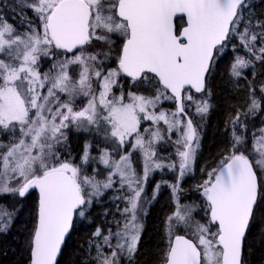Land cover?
<instances>
[{"label":"snow or ice","instance_id":"1","mask_svg":"<svg viewBox=\"0 0 264 264\" xmlns=\"http://www.w3.org/2000/svg\"><path fill=\"white\" fill-rule=\"evenodd\" d=\"M16 7L22 15L31 10L39 24L29 21L27 31L20 33L0 15V132L12 136L9 143L0 142V194L25 197L38 190L29 264H58L74 217H83L91 197L100 192V183L82 174V164L89 161L88 146L81 165L61 159L56 150L67 139L69 125L85 130L95 126L119 145L133 138L131 147L143 153L142 178L132 168L130 154L112 160L105 151L99 157L111 170L102 187H112L118 175L121 188L126 185L130 195L123 197V225L118 220L115 231L97 228L93 233L97 239L90 248L96 255L90 264H122L124 259L131 264L143 234V183L150 166L162 167L154 160L153 146L164 137L159 127L142 132L141 122H163L169 133H180L176 143L182 148V179L199 147L198 127L192 118H183L184 100L196 105L197 114L208 112V101H197L191 90L211 94L207 77L229 43L250 57L237 53L231 76L240 77L254 61L264 64V16L254 14L249 0H18ZM59 56L64 58L48 72L41 71V58ZM122 77L134 87L147 85L145 90L152 89V94L125 93ZM77 96L87 98L78 110ZM162 99L175 100L176 111H157ZM260 110L253 90L248 111ZM232 123L229 155L197 188L203 203L182 204L179 183L171 186L175 206L165 221L163 264H247L246 236L258 200L264 204V186L254 170L264 172V128L254 136L252 151L259 158L253 161L241 151L246 141L235 130L239 112ZM197 208L204 213L199 220ZM11 219V212L0 209V232L8 230Z\"/></svg>","mask_w":264,"mask_h":264},{"label":"trees","instance_id":"2","mask_svg":"<svg viewBox=\"0 0 264 264\" xmlns=\"http://www.w3.org/2000/svg\"><path fill=\"white\" fill-rule=\"evenodd\" d=\"M17 3L18 0H3L0 3V8L8 22L14 24L17 30L23 33L27 31L29 21L33 26H37L39 21L31 10L25 9L22 15L20 9L16 7ZM249 3L255 6L253 12L256 16H264V0H249ZM237 53L246 59L250 58L242 48L233 49L231 43L217 57L215 66L206 82L208 89H210V95L207 92L197 94L191 91L197 101L206 99L210 104L206 114L203 116L197 114L196 105L191 101L184 100L187 116L183 118H192L194 125L198 127L199 147L196 150L191 170L182 178L180 184L181 191L178 195L181 203H195L196 205L203 203V197L197 188L208 178V172L216 168L223 157L229 155L232 149L234 127L232 121L238 112L240 113V124L235 126V130L237 134H242L246 141L241 151L249 155L253 161L259 158L252 151V145L254 136H258L259 130L264 128V92H261V87L264 86V64L254 61L249 69L242 71L240 77L231 76L229 68ZM63 58V56L41 58V63L44 67L47 66L48 72L57 59ZM109 66L115 67V64L109 61ZM226 69L228 70L226 71ZM119 83L125 93L135 91L143 95L152 94V89L145 90L147 85L134 87L133 82L127 77H122ZM253 90L255 98L261 103V110L249 112L248 108ZM61 99H65V97L62 96ZM82 99V96L75 98L74 107L76 109L79 108ZM158 105L161 107L169 106L170 112H175L177 107L175 100L168 99H162ZM159 106H157V111H160ZM161 110L166 111L165 109ZM144 125L151 126L153 130L159 127V125H153L151 121H142V132ZM69 130H74V128H69ZM65 133H69V131ZM98 134L105 137L103 132L84 130L82 133H76L72 131L66 141L62 142V150H56L61 159L68 160L71 158V161L81 165L83 144L89 143L88 146L91 147L88 150L89 161L87 164H82V174L89 175L92 172L97 182H99L101 174L108 175L111 171L99 159L105 151L110 153L114 159L130 154L137 176H142L143 157L138 149L127 148L123 151L117 149L115 153H112L113 146L106 149L105 146L104 149L102 147L94 149L100 143L105 144ZM145 135L147 134L145 133ZM168 138L171 140L170 136ZM11 140L10 133L0 132V142L7 144ZM161 145H163L162 142L153 147L158 151ZM178 148L182 150L179 145L171 149L167 148V151L162 155L156 156V160H161L163 157L164 166L161 173H154L146 182L142 196L144 211L140 217L143 224V234L138 252L133 257L131 264H163L168 242L165 221L174 209L171 186L181 180L178 179L180 161ZM98 149L102 151H98ZM172 164H176L177 167H170ZM255 170L259 183L264 186V172L258 168ZM113 181L110 189L91 197V203L87 206V211L83 217L76 216L73 230L62 250L58 264H90L91 259L96 255L95 249L90 248V242L97 239L93 237L96 229L100 228L104 233H107L109 228L115 231V221L118 220L121 222V226L123 225L121 212L127 203L123 197L130 195V193L126 186L121 188L120 180L116 176L113 177ZM154 193L155 196L153 197ZM37 204L38 194L32 190L25 197H19L15 194H0V209L12 213L10 227L6 232H0V264H29V244L31 232L35 225ZM197 211L199 215L196 216V219L199 220L204 217V213L199 208ZM262 233H264V204L258 200L254 220L245 240L243 259L247 261V264H264V235ZM179 234L184 233L180 232ZM122 264H129V262L124 259Z\"/></svg>","mask_w":264,"mask_h":264},{"label":"rangeland","instance_id":"3","mask_svg":"<svg viewBox=\"0 0 264 264\" xmlns=\"http://www.w3.org/2000/svg\"><path fill=\"white\" fill-rule=\"evenodd\" d=\"M0 15H4L3 12H2V10H1V8H0ZM233 49H234V48H233ZM250 66H251V65H250ZM250 66H249V67H250ZM249 67H248V68H245V69H242L241 72H242V71H246L247 69H249ZM40 69H41L42 72H47V66L44 67L43 64L41 63V61H40ZM227 70H228V69H226V71H227ZM113 91L116 92L117 89H116V91H115V89H114ZM117 94H119L118 91H117ZM86 102H87V98L83 97L82 102H81V104L79 105V108H82V107L86 104ZM74 106H75V105H74ZM158 106H159V105H158ZM159 107H160V111H163V110H161V109H165L166 111L169 112V114L173 113L172 111L170 112L169 106H168V107H161V106H159ZM79 108H78V109H79ZM78 109H77V110H78ZM166 111H164V112H166ZM166 113H167V112H166ZM72 126H73V127H72ZM69 128H74V130H69ZM143 129H150V130H153L152 127H151V126H148V125H144V126H143ZM159 129H160L161 134L163 135L164 138H163L162 140H160L159 142L154 143V147L158 146L161 142L163 143V145H161V146L159 147V150H158V151H157L156 149H154L155 152H156V156H158V155H159V156L162 155L164 152L167 151V148H168V149H171V148H173V147L179 146V145L176 143V141H177V140L179 139V137H180V134H179L178 131L173 130L171 133H169V132L167 131V125H164L163 122H161V123L159 124ZM84 130H85V129H83V128H77V127H75L74 125H69V127H68L67 129H65V132H66V131H69V133H72V131H74V132H76V133H82ZM85 131H96V129H95V126H91L90 129L85 130ZM69 133H65L67 138H68ZM101 133H102V132H101ZM98 135L102 138L101 140H103L105 144L100 143V145L97 146V147H94V149H96V148H100V147H102V148L104 149V146H105V149H106V148H109V147H112V146H113L112 153H115V152L117 151V149L120 150V151H123V150H125V149H127V148L133 149V148L131 147V145L134 144V139L132 140V138H127L126 143H125L124 145H119L118 142H114L111 138H105V137H103V135H101V134H98ZM168 136H170L171 140L168 138ZM65 141H66V140H63L62 142H65ZM62 142H61L60 144L56 145V149H61V150H62ZM88 144H89V143H85V144H83V150H82L81 153L84 154L85 147L88 146ZM117 145H118L119 147H117V148L114 147V146H117ZM90 149H91V147L88 146V150H90ZM138 150H139V149H138ZM98 151H102V150L98 149ZM131 151H132V150H131ZM139 151H140V150H139ZM140 152H141V154H142V157H143V164H144V166H143V173H142V176L140 177V178H142L143 175H144L145 159H144V156H143L142 151H140ZM120 153H121V152H120ZM68 155H69V154H68ZM109 155H110V157L112 158V160H119V158H120V157H119L118 159H114V158L111 156L110 153H109ZM82 156H83V155H81V157H82ZM156 156L154 157L155 162H156V163H160V164L162 165V167H161V168H155L154 165H153V166H150V170H149V173H148V176H147V180H148V179H149L154 173H161L162 170H163V166H164V163H163V157H161V160H156ZM68 160H71V158H69ZM130 161H131L132 168L134 169V167H133V162H132V160H131V157H130ZM109 173H110V172H109ZM109 173H108V175H107V174H101V175L99 176L100 180H98V181H99V183H100V185H101V187H100V188H101V189H100V193H102L104 190H106L105 188L102 187V185H103V183H105V182L107 181V178H108V176H109ZM186 174H187V173H186ZM186 174H185L183 177H185ZM84 175H87V174L85 173ZM88 176H90V177H94V175L92 174V172H90ZM116 177L118 178V180H120V178H119L118 175H117ZM147 180H146V182H147ZM181 181H182V179H181L180 181H178V183H179V187H180V188H181V186H180ZM146 182L143 183V187H144V189H145ZM125 186H126V185H125ZM126 187H127V186H126ZM107 189H110V188H107ZM171 192H172V202H173V206H175V199H174V194H173L172 188H171ZM180 202H181V201H180ZM182 204H185V203H182ZM146 205H147V204H146ZM143 211H144V207H143ZM142 214H143V213H142ZM142 214H141V216H142ZM141 216H140V217H141Z\"/></svg>","mask_w":264,"mask_h":264},{"label":"water","instance_id":"4","mask_svg":"<svg viewBox=\"0 0 264 264\" xmlns=\"http://www.w3.org/2000/svg\"><path fill=\"white\" fill-rule=\"evenodd\" d=\"M206 82H207V81H206ZM191 91H192V92H195L194 90H191ZM197 94H200V93H197ZM175 102H176V101H175ZM176 106H177V105H176ZM254 170H255V169H254ZM257 178H258V175H257ZM258 183H259V180H258ZM32 191H34V192H36V193L38 194V190H32ZM38 195H39V194H38ZM75 219H76V217H74V221H75ZM72 230H73V229H72ZM72 230L70 231L68 237H66L65 244H66V242H67V240H68V238H69V236H70ZM65 244L62 246L61 253H62V250H63ZM60 256H61V254H60ZM60 256H58V260L60 259Z\"/></svg>","mask_w":264,"mask_h":264},{"label":"flooded vegetation","instance_id":"5","mask_svg":"<svg viewBox=\"0 0 264 264\" xmlns=\"http://www.w3.org/2000/svg\"><path fill=\"white\" fill-rule=\"evenodd\" d=\"M244 250H245V245H244ZM244 257V256H243Z\"/></svg>","mask_w":264,"mask_h":264}]
</instances>
